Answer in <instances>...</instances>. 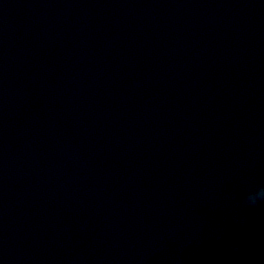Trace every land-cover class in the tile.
<instances>
[{
  "label": "water",
  "instance_id": "obj_1",
  "mask_svg": "<svg viewBox=\"0 0 264 264\" xmlns=\"http://www.w3.org/2000/svg\"><path fill=\"white\" fill-rule=\"evenodd\" d=\"M262 186L264 0H0V264H264Z\"/></svg>",
  "mask_w": 264,
  "mask_h": 264
},
{
  "label": "clouds",
  "instance_id": "obj_2",
  "mask_svg": "<svg viewBox=\"0 0 264 264\" xmlns=\"http://www.w3.org/2000/svg\"><path fill=\"white\" fill-rule=\"evenodd\" d=\"M241 203L245 206L255 207L257 205L264 204V186L260 187L254 192L248 193ZM234 249H237L238 246L234 245Z\"/></svg>",
  "mask_w": 264,
  "mask_h": 264
}]
</instances>
